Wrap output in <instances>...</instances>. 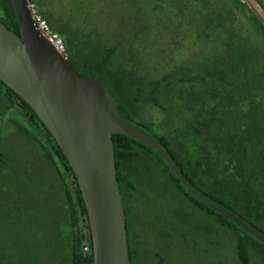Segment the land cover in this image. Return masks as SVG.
<instances>
[{
    "label": "rangeland",
    "instance_id": "1",
    "mask_svg": "<svg viewBox=\"0 0 264 264\" xmlns=\"http://www.w3.org/2000/svg\"><path fill=\"white\" fill-rule=\"evenodd\" d=\"M131 1L137 5L143 2L46 0V5L54 17L52 21L80 30L91 43L101 40L109 45L115 37L106 25L112 26L116 14L122 13L126 20V6ZM239 1L244 8L231 0H175L163 21L158 20L159 32L166 33L164 44L171 52L169 64L175 67L180 62L187 65L184 69L203 68V62L209 64L208 60L221 58L229 43H243L258 60L254 65L264 72V38L246 16L253 13L264 24V12L254 0ZM118 4L123 5L119 8ZM150 9L153 11V6ZM258 83L264 84V78ZM204 89L208 90L206 104L213 107L221 102V130L233 132V104L221 97L214 99L218 96L214 89ZM176 95L169 100L160 97V107L144 106L135 116L156 133L169 136L174 126L184 122L183 117L173 113ZM246 99L240 100L235 114L253 111L248 121L252 126L259 125L261 144L253 141L264 154V88L256 85ZM206 104L192 106L208 111ZM257 104L260 108L254 109ZM249 105H253L250 110ZM8 106L11 104L6 90L0 86V264H69L72 228L65 190L73 178L68 173L65 177V168L40 124L31 122L16 104L10 109ZM227 113L229 116H225ZM254 157L260 159L261 155ZM149 163L156 180H142L127 199L129 242L136 264H240L235 234L220 227L214 216L172 197L161 183L166 179L161 165L155 160ZM250 255L254 263L264 264L263 254Z\"/></svg>",
    "mask_w": 264,
    "mask_h": 264
},
{
    "label": "trees",
    "instance_id": "2",
    "mask_svg": "<svg viewBox=\"0 0 264 264\" xmlns=\"http://www.w3.org/2000/svg\"><path fill=\"white\" fill-rule=\"evenodd\" d=\"M28 1L36 5L39 14L62 38L68 52L67 58L74 69L99 78L116 99L123 117L149 133L167 149L184 175L203 195L243 218L264 234V154L255 147L253 141L256 139L257 145L261 144L258 135L260 127L257 123L254 126L249 124L248 119L252 118L253 111L244 115L235 114L240 108V100L251 95L256 85L264 88V84L258 83L264 78V72L254 65L258 60L246 45L229 43V48L221 58L208 60L209 64L203 62V68L184 69L187 65L180 62L173 67L168 62L171 52L164 44L166 33L159 32V22L168 15L175 0H143L141 5L131 1V4L126 6V20L122 19V13L120 16L116 14L113 16L112 26L106 25L115 37L113 44L109 45L101 40L91 43L88 36H84L80 30L65 23L61 24L60 21H52L54 17L46 5V0ZM231 1L239 8L245 6L239 0ZM254 1L264 12L260 1ZM122 5L120 4L119 8ZM152 6L153 11L150 9ZM246 16L264 38V24L253 13ZM0 21L9 30L19 33L10 0H0ZM101 26L103 28L104 24L101 23ZM0 86L5 88L11 104L7 109L16 104L31 122L40 124L65 168V177L68 173L73 178L72 185L70 183L65 190L72 228L68 260L69 264H93L86 208L66 158L33 110L3 83L0 82ZM204 88L214 89L213 93L218 95H215L214 99L221 97L223 100L227 99L228 104H233V132H223L219 127L222 123L219 116L221 102L213 107L206 104L208 90ZM177 93L178 101L173 113L183 117L184 122L180 126H174L173 130L169 131V136L156 133L135 116L144 106L160 107V97L169 100ZM192 104L203 105L202 107L206 104L209 109H197ZM252 107L253 105H249L247 109ZM259 108L257 104L254 109ZM187 111L191 112L189 116L185 114ZM246 114L248 118L245 117ZM227 115L229 116V113L225 114ZM214 121L216 124L213 126ZM235 123H238V126ZM112 140L122 201L123 195L135 192L142 180H156L152 178L155 173L149 163L150 160H155L161 165L166 176L165 181L161 183L167 191L172 192V197L180 199L181 202L186 201L191 207L214 216L220 227L235 234L236 253L240 264H256L251 259V252L264 256V246L194 200L155 151L123 135H114ZM259 153L261 158L256 159L254 156ZM126 229L128 239L127 220ZM86 243L90 245L88 253L83 251ZM134 255L133 248L129 246L130 264H136Z\"/></svg>",
    "mask_w": 264,
    "mask_h": 264
},
{
    "label": "water",
    "instance_id": "3",
    "mask_svg": "<svg viewBox=\"0 0 264 264\" xmlns=\"http://www.w3.org/2000/svg\"><path fill=\"white\" fill-rule=\"evenodd\" d=\"M10 2L19 33L0 21V82L33 110L66 158L86 208L93 264H130L114 135L129 137L155 151L194 200L264 246V234L203 195L167 149L123 117L99 78L76 71L39 34L28 0Z\"/></svg>",
    "mask_w": 264,
    "mask_h": 264
},
{
    "label": "built area",
    "instance_id": "4",
    "mask_svg": "<svg viewBox=\"0 0 264 264\" xmlns=\"http://www.w3.org/2000/svg\"><path fill=\"white\" fill-rule=\"evenodd\" d=\"M28 9L34 26L39 34L44 37L58 53H60L65 59H67L68 52L62 38L54 30L51 29L47 20L39 14L34 3L29 2ZM83 251L85 253H88L90 251V245L88 243L84 245Z\"/></svg>",
    "mask_w": 264,
    "mask_h": 264
},
{
    "label": "flooded vegetation",
    "instance_id": "5",
    "mask_svg": "<svg viewBox=\"0 0 264 264\" xmlns=\"http://www.w3.org/2000/svg\"><path fill=\"white\" fill-rule=\"evenodd\" d=\"M68 59V58H67ZM73 66V65H72ZM76 70V69H75ZM77 71V70H76ZM79 72V71H78ZM129 196H131L130 194L128 195V194H125V195H123V207H124V211H125V216H126V220H127V223H128V226H129V229H128V240H129V238H130V218H129V208H128V205H127V199H128V197ZM71 235H72V233H71ZM131 239V238H130ZM128 244H129V246H130V242L128 241ZM135 258V257H134ZM135 261H136V259H135Z\"/></svg>",
    "mask_w": 264,
    "mask_h": 264
},
{
    "label": "crops",
    "instance_id": "6",
    "mask_svg": "<svg viewBox=\"0 0 264 264\" xmlns=\"http://www.w3.org/2000/svg\"><path fill=\"white\" fill-rule=\"evenodd\" d=\"M35 2H37L38 0H34ZM260 3L264 6V0H259Z\"/></svg>",
    "mask_w": 264,
    "mask_h": 264
}]
</instances>
